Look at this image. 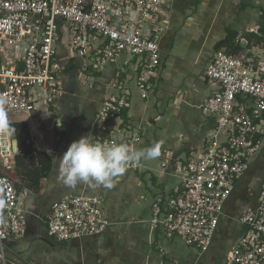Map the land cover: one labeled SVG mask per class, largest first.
<instances>
[{
  "label": "built area",
  "instance_id": "1",
  "mask_svg": "<svg viewBox=\"0 0 264 264\" xmlns=\"http://www.w3.org/2000/svg\"><path fill=\"white\" fill-rule=\"evenodd\" d=\"M169 7L170 0H0V100L7 101L6 111L29 113L40 100L56 104L63 93L56 62L61 40L71 55L83 58L82 86H92L93 73L126 56L104 85L95 140L125 142L136 149L139 130L123 125L121 118L130 95L126 75L132 74L140 97L147 99L159 71ZM240 42L237 54L219 49L204 69L208 82L219 88L200 109L215 119L213 131L222 141L196 157L175 156L169 149L160 153V165L173 162L180 185L164 207L156 198L150 225H161L198 252L209 248L224 202L264 139V46L246 38ZM115 120L123 126L115 127ZM13 132L10 126L0 127V158L14 154ZM139 167L141 161L125 172ZM103 203L101 196L59 198L45 218L48 236L65 242L101 234L110 224ZM24 214L13 181L0 170V247L4 240L24 235ZM239 221L244 231L223 264H264V179L255 206L246 208Z\"/></svg>",
  "mask_w": 264,
  "mask_h": 264
},
{
  "label": "crops",
  "instance_id": "2",
  "mask_svg": "<svg viewBox=\"0 0 264 264\" xmlns=\"http://www.w3.org/2000/svg\"><path fill=\"white\" fill-rule=\"evenodd\" d=\"M262 13V15H259ZM167 28L160 39V66L147 99H142L132 74L126 75L130 95L123 125L139 130L136 149L153 143L175 156L196 157L222 136L214 133L215 119L200 105L219 86L208 82L204 69L215 52L230 48L237 54L241 38L264 46V0H170ZM57 64L63 93L56 104L42 100L29 112H10L9 122L24 123L28 144L37 151L0 158V170L14 183L25 210L26 230L18 239L2 242V250L16 254L26 264H223L244 228L240 214L254 207L264 179V139L245 173L226 199L209 248L204 252L186 245L161 225H150L156 198L165 206L180 185L173 162L160 165V155L141 161V167L124 172L110 187L80 183L66 187L57 179L56 159L81 136L95 140L96 115L104 85L116 65L93 73L92 86L83 88L79 67L83 58L57 44ZM114 92V90L112 91ZM260 123L264 124V111ZM120 125V120L113 122ZM120 125V126H123ZM129 126V125H128ZM130 127V126H129ZM17 145V142H16ZM66 195L101 196L110 224L97 236L58 242L47 234L45 218L52 203ZM0 264H14L0 256Z\"/></svg>",
  "mask_w": 264,
  "mask_h": 264
},
{
  "label": "clouds",
  "instance_id": "3",
  "mask_svg": "<svg viewBox=\"0 0 264 264\" xmlns=\"http://www.w3.org/2000/svg\"><path fill=\"white\" fill-rule=\"evenodd\" d=\"M6 100H0V127H9ZM160 155V145L136 150L125 142L92 140L89 135L73 140L56 159L57 179L66 187L87 183L95 187H110L128 165L154 160Z\"/></svg>",
  "mask_w": 264,
  "mask_h": 264
},
{
  "label": "trees",
  "instance_id": "4",
  "mask_svg": "<svg viewBox=\"0 0 264 264\" xmlns=\"http://www.w3.org/2000/svg\"><path fill=\"white\" fill-rule=\"evenodd\" d=\"M12 127L15 128V139H16L18 151H19V154L15 156V160H18L21 157V155L34 154L35 152H37L32 147L31 144L27 143V141L29 140V133L27 131L26 125L24 123H14L12 124ZM217 226H218V223H217Z\"/></svg>",
  "mask_w": 264,
  "mask_h": 264
},
{
  "label": "water",
  "instance_id": "5",
  "mask_svg": "<svg viewBox=\"0 0 264 264\" xmlns=\"http://www.w3.org/2000/svg\"><path fill=\"white\" fill-rule=\"evenodd\" d=\"M13 150H14V152L17 151L16 140H13ZM0 253H1L3 258L10 260L14 264H26L20 258H18V256L16 254H13V253L6 251V250H2L1 247H0Z\"/></svg>",
  "mask_w": 264,
  "mask_h": 264
},
{
  "label": "rangeland",
  "instance_id": "6",
  "mask_svg": "<svg viewBox=\"0 0 264 264\" xmlns=\"http://www.w3.org/2000/svg\"><path fill=\"white\" fill-rule=\"evenodd\" d=\"M62 42V45H64L65 46V42L63 41V40H61ZM83 88H87V86L85 85V86H82ZM7 117H8V121L10 122V121H12L13 120V118H14V116L13 115H11V113L10 112H7Z\"/></svg>",
  "mask_w": 264,
  "mask_h": 264
}]
</instances>
